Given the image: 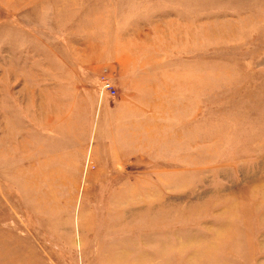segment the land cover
<instances>
[{
    "label": "rangeland",
    "instance_id": "obj_1",
    "mask_svg": "<svg viewBox=\"0 0 264 264\" xmlns=\"http://www.w3.org/2000/svg\"><path fill=\"white\" fill-rule=\"evenodd\" d=\"M0 264H264V0H0Z\"/></svg>",
    "mask_w": 264,
    "mask_h": 264
},
{
    "label": "built area",
    "instance_id": "obj_2",
    "mask_svg": "<svg viewBox=\"0 0 264 264\" xmlns=\"http://www.w3.org/2000/svg\"><path fill=\"white\" fill-rule=\"evenodd\" d=\"M100 82H101L100 89H103L104 91L110 92L113 94L115 93V90L114 88H112V84L111 82H109L108 79L102 78Z\"/></svg>",
    "mask_w": 264,
    "mask_h": 264
}]
</instances>
